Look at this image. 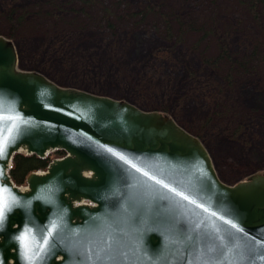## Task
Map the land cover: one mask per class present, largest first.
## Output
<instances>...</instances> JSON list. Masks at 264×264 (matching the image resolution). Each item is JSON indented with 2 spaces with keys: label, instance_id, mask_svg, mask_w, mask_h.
<instances>
[{
  "label": "water",
  "instance_id": "1",
  "mask_svg": "<svg viewBox=\"0 0 264 264\" xmlns=\"http://www.w3.org/2000/svg\"><path fill=\"white\" fill-rule=\"evenodd\" d=\"M58 149L13 183L14 154ZM0 208V264H264V173L223 182L170 115L23 70L1 35Z\"/></svg>",
  "mask_w": 264,
  "mask_h": 264
},
{
  "label": "rangeland",
  "instance_id": "2",
  "mask_svg": "<svg viewBox=\"0 0 264 264\" xmlns=\"http://www.w3.org/2000/svg\"><path fill=\"white\" fill-rule=\"evenodd\" d=\"M0 35L15 43L23 70L174 116L203 138L223 182L264 173L262 8L243 0H0Z\"/></svg>",
  "mask_w": 264,
  "mask_h": 264
},
{
  "label": "trees",
  "instance_id": "3",
  "mask_svg": "<svg viewBox=\"0 0 264 264\" xmlns=\"http://www.w3.org/2000/svg\"><path fill=\"white\" fill-rule=\"evenodd\" d=\"M241 1V0H240ZM252 10H257L262 8L264 11V0H243ZM227 54L224 52V49L220 56L213 61L214 65H218L220 60L226 57ZM139 107V106H138ZM143 109V108H141ZM174 117V116H173ZM177 121V120H176ZM180 124V123H179ZM181 125V124H180ZM182 126V125H181ZM184 127V126H182ZM188 132L194 134L199 139L203 141V138L198 136L196 133H193L190 129L184 127ZM204 143V141H203ZM57 157L63 156L64 151H56ZM52 161L51 157L40 158L35 154L27 155L25 153H16L12 160V165L9 170V175L13 182L18 185H25L28 176L33 172L44 171L48 168L50 162Z\"/></svg>",
  "mask_w": 264,
  "mask_h": 264
},
{
  "label": "snow or ice",
  "instance_id": "4",
  "mask_svg": "<svg viewBox=\"0 0 264 264\" xmlns=\"http://www.w3.org/2000/svg\"><path fill=\"white\" fill-rule=\"evenodd\" d=\"M3 214H4V209L3 208H0V218L3 217Z\"/></svg>",
  "mask_w": 264,
  "mask_h": 264
}]
</instances>
